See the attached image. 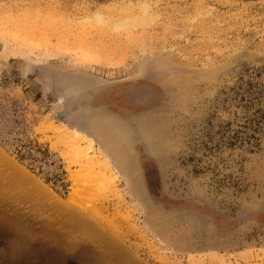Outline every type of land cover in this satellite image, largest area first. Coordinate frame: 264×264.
I'll return each instance as SVG.
<instances>
[{
  "label": "rangeland",
  "instance_id": "rangeland-1",
  "mask_svg": "<svg viewBox=\"0 0 264 264\" xmlns=\"http://www.w3.org/2000/svg\"><path fill=\"white\" fill-rule=\"evenodd\" d=\"M27 63L105 86L95 105L141 115L152 155L117 147L121 172L93 140L115 188L71 180L52 98L15 77ZM0 152L58 201L76 187L117 237L68 206L143 264H264V0H0Z\"/></svg>",
  "mask_w": 264,
  "mask_h": 264
},
{
  "label": "water",
  "instance_id": "water-1",
  "mask_svg": "<svg viewBox=\"0 0 264 264\" xmlns=\"http://www.w3.org/2000/svg\"><path fill=\"white\" fill-rule=\"evenodd\" d=\"M15 77L31 78L43 96L52 98L50 104L58 119L68 128L79 130L99 142L107 155L113 149L110 143L116 148L121 146L122 150L124 144L128 145L130 152L140 148L142 156L152 155L150 135L139 123L141 115H122L103 103L95 105L93 93L104 92L105 86L90 91L83 80L82 87L75 93L68 88L67 81L64 82L63 68L47 63L19 64ZM169 104L175 105L172 101ZM94 115H105L113 120L117 131L111 134L108 142L100 140L89 123L85 126L82 122L83 117L93 119ZM111 154L114 157L110 158L122 172L124 167L114 153ZM0 164L8 168L14 165L32 178L1 152ZM48 195L30 196L9 175L0 172V264H143L75 212L61 206L49 192ZM177 211H164L163 214L172 216Z\"/></svg>",
  "mask_w": 264,
  "mask_h": 264
},
{
  "label": "bare ground",
  "instance_id": "bare-ground-1",
  "mask_svg": "<svg viewBox=\"0 0 264 264\" xmlns=\"http://www.w3.org/2000/svg\"><path fill=\"white\" fill-rule=\"evenodd\" d=\"M146 10L147 9L145 8V5H143L142 14L129 17V19L133 22L132 25L134 27L146 24L144 17H143L144 15L147 14ZM124 19L122 21L118 20L115 23V27L121 28L125 26L122 23ZM98 22L105 23L103 19L101 20V18H98ZM72 80H76V79H72ZM82 82L83 81L79 82V85H76L77 88L71 85L73 83L69 84L68 82H66V85L68 86V88H70L73 92L76 93L80 89V87H82V84H83ZM82 122L84 123L85 126H87V123H89L90 127L92 128L94 133L97 135V137L100 140H103L106 142L109 141L111 134L117 131L115 128V124L113 123V120L110 119V117H107L105 115H102L100 117L98 115H94L93 119H85L83 117ZM49 129L55 132H58L60 134L57 138V141L59 142V144L61 142L65 146L66 150L64 151L62 150L61 153H62V156L65 157L69 163H71V164L69 163L68 164L69 165L79 164L78 165L79 167L77 168L78 170L70 172L69 177L71 180H74L81 173H91L92 181L100 182L101 180L104 185L103 187L106 190H109L112 187H114L116 176H115L114 171L112 170L109 160H107L108 157L106 159L104 155L101 156L100 154L99 155L96 154L97 151L96 152L94 151L95 147L93 144V139L91 137H89L88 135H86L85 133L79 130L68 128L65 124H55L53 127L50 126ZM83 143H85V145L82 146ZM110 145L113 148V152H114L116 160H118V163L122 164V166L124 167V155L122 156V154L117 152L116 145L114 143H110ZM68 152L69 153L72 152L71 158H70V154H68V156L66 155ZM117 156L119 157L118 159H117ZM119 159L123 160V163L120 162ZM0 172H4L5 174L9 175L10 179L14 182H17L19 185H21L23 191L26 192L30 196H33V195L40 196L41 194L44 196L46 195L47 197L49 196L48 192L44 188H42L41 185H39L32 178H28L27 175H25L22 171H20L14 165L13 167L8 168L6 165L0 164ZM75 190H76V187H74L73 190H70V192H68L69 194L67 198H65L64 200V202L67 205L63 201H60V205L64 206L65 208L70 209L72 212H75V210L69 207L68 205L73 206L79 211L85 213L88 216V218L92 219L93 221H96L100 225V227H103V229H106L107 231L112 233L113 234L112 236H116L113 227L109 223L103 221V219H100L101 217L98 218V215H95L91 210L88 211V209L85 208L86 207L85 204L83 205L80 203V201L76 198ZM57 204L59 203L57 202ZM82 217L87 223L88 222L91 223V227L97 226L93 222H91L89 219H87L86 217L84 216ZM100 231L106 238L111 239V241H117L116 239L108 235L106 232H104L102 229Z\"/></svg>",
  "mask_w": 264,
  "mask_h": 264
}]
</instances>
